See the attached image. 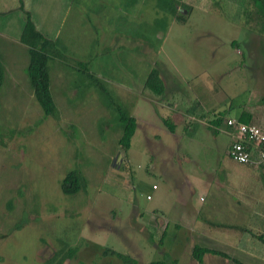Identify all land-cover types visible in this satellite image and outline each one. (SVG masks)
<instances>
[{
    "label": "rangeland",
    "instance_id": "rangeland-1",
    "mask_svg": "<svg viewBox=\"0 0 264 264\" xmlns=\"http://www.w3.org/2000/svg\"><path fill=\"white\" fill-rule=\"evenodd\" d=\"M110 1V5L96 10L111 15L114 22L117 18L118 24L126 22L128 31L118 34L120 44L116 47L103 46L106 53L100 57L86 55L95 60L90 70L110 80L105 87L110 93L91 85L81 67L74 69L79 65L69 53L67 61L49 64L57 117H44L23 72L24 59L28 58L17 52L18 47H23L15 41L10 46L12 55L5 56L4 60H12L15 67L13 73H8L11 78L14 75L16 84L10 86L7 77V86L0 91V264H121L111 256H103L96 244L129 255L139 264L164 258L185 264L189 251L184 240L165 239L160 244L161 229L153 231L151 240L150 232L141 226L137 213L152 208L156 199H147L138 185L141 180L149 185L158 183L153 167L159 165L161 157L172 158L177 164L179 158L184 171L198 170L202 177L221 176L222 171L216 173L218 168L209 166L216 162L206 145H222L225 137L219 135L217 142H210L209 132L189 131V138L177 139L175 154L167 149L172 145H164V157L156 155L154 145H133L130 155L135 159L137 153L138 158L128 163L126 153L116 147L122 130L117 107L125 113L129 110L123 84L130 77L139 78L133 66L149 69L156 59L162 62V49L185 64L202 59L212 62L214 70L224 65L232 68L215 81L218 87L225 88L226 83L233 87L228 90L230 98L236 94L238 100L247 99L254 78H264L260 70L263 63L256 50L262 44L259 26L252 15L246 23V10L254 9L249 5L251 0H213V6L204 5L207 0H184L192 9L186 25L176 23L169 13L171 5L180 8L183 0L180 4L171 0ZM85 12L84 19L90 21L84 24H91L94 13ZM85 38L90 39L87 34ZM115 40L111 38L110 42ZM232 40L237 41L236 47H230ZM58 41L63 42L61 37ZM3 46L9 47L6 41L0 45ZM211 47V52L206 50ZM226 48L230 53L225 54ZM93 50L97 52L98 47ZM242 62L246 68L240 66ZM126 73L130 76L126 77ZM65 75L73 76L79 84L64 83ZM240 81L245 82L246 91H241L239 85V90L234 88ZM253 91L252 101L262 99V93ZM142 100L146 102L147 98ZM189 145H202L203 151L197 153ZM114 148L119 150V162L113 157ZM184 157L192 162L185 163ZM73 170L81 172L87 189L67 196L61 191V182ZM216 198V194L208 195L207 204ZM223 202L230 201L223 198ZM245 206L253 207L251 203ZM253 249L256 253L257 248Z\"/></svg>",
    "mask_w": 264,
    "mask_h": 264
},
{
    "label": "crops",
    "instance_id": "crops-1",
    "mask_svg": "<svg viewBox=\"0 0 264 264\" xmlns=\"http://www.w3.org/2000/svg\"><path fill=\"white\" fill-rule=\"evenodd\" d=\"M110 2V0H0V45L6 41L9 46L8 48L0 47V58L6 70L5 81L8 82V77L10 86L14 87L16 84L14 75L11 78L12 69L15 68L12 60H8L9 62L4 60L5 56L12 55L13 51L10 50V46H14V42L17 41L18 46L23 47V50L18 47L17 52L27 56L26 46L20 42L21 31L26 20L25 12L30 15L36 29L45 37L52 40L62 38L61 44L67 56L70 53L75 57L76 63L82 62L90 65L91 61L95 60L86 55L92 53L100 57L102 53H106L102 51L103 46L109 44L116 47V44H120L118 34H125L128 31L125 30L127 23L124 19L120 21L124 23L118 24L117 18L114 22L111 15H105L96 10L106 4L110 5ZM183 2L187 4L184 0ZM204 5L213 6L214 2L207 0ZM85 10L94 13L91 24H84L88 20L84 19ZM86 34L90 38L88 41L85 38ZM111 38H115V42H110ZM230 43V47L238 45L236 40ZM16 47L17 45L14 48ZM96 47H98L97 52L93 50ZM262 48L259 46L256 50L261 57L260 63H263L261 65L264 67ZM206 50L211 52L212 47ZM225 50V54L230 53L228 48ZM161 52L164 55L162 62L155 58V63L149 69H141L138 64L133 66L136 70L135 75L139 78L130 77L123 84L126 87L123 89L124 100L129 105L127 114L135 118L137 122L131 146L126 152V160L128 163H133L132 161L138 158L137 153H135V159L130 153L133 151V145L142 143L154 145L156 155L159 157L165 156V153H162L164 145H172L167 149L170 154H175L176 143L179 145L177 139H187L191 136H187L189 131L201 129L211 134L210 142H217L219 135L225 137L222 145H206L207 151L212 153L216 162L215 165L209 166L217 167L215 172L222 171V175L213 174L202 177L197 172L198 170L184 171L183 167L179 166L182 165L179 158L178 164L172 158H158L159 165L156 163L153 167L156 169L158 183L149 185L147 181L141 180L138 185V190L142 194L151 196L150 201L156 199L152 208L137 213L141 226L150 232L151 237L153 231L161 229L159 241L184 240L182 244L186 245L189 251L185 264H191V250L196 245L220 250L246 264H262L264 263V245L256 236H264V169L243 166L229 158L228 150L234 138L232 132L226 127L225 120L226 118L238 120L243 115L247 123L264 131V115H262L264 78L258 80L254 78L253 86L249 87L250 95L247 99L238 100L236 94L230 98L228 90L233 87H230L228 83L225 84V88L218 87L215 81L217 82L222 77V72L232 70V68L224 65L214 70L212 62L208 63L202 59L199 62L185 64L174 54L168 56L166 49H162ZM27 64L28 60L24 59L23 72ZM63 64L58 65H63L66 69L65 63ZM155 64L159 68L164 85L163 96H155L144 88L145 80ZM240 66L246 68L244 63ZM260 70L264 76V68ZM8 71L11 73L9 74ZM93 73L104 87L110 84L108 78ZM125 75L130 76L129 73ZM65 77L64 83L68 85L75 83V86L79 84L77 79L72 78L73 76L65 75ZM237 85L240 86L241 91H246L245 82L240 81L236 84L234 88L239 90ZM253 90L262 93V99L252 101L255 97ZM108 93H110L109 90ZM144 97L147 98L146 102L142 100ZM164 119L172 122L173 132L167 130L163 123ZM194 136L198 138L197 134ZM189 147L197 153L203 151L202 145H189ZM114 149L113 157L116 158V162H119V150ZM144 158L147 159L146 155ZM184 161L185 163L192 162L188 157H184ZM198 163L199 159L196 158L194 161L196 168L199 167ZM146 174L151 176L148 171ZM190 175H193V180H190ZM153 186H156L155 190L152 189ZM211 194L217 195L216 201L218 202L215 201L208 205L207 196ZM223 198H227L230 202H223ZM248 203H251L253 207L245 206ZM169 231L176 232L169 233ZM254 247L257 248L256 253ZM204 264L229 263L219 256L209 254L204 257Z\"/></svg>",
    "mask_w": 264,
    "mask_h": 264
},
{
    "label": "trees",
    "instance_id": "trees-1",
    "mask_svg": "<svg viewBox=\"0 0 264 264\" xmlns=\"http://www.w3.org/2000/svg\"><path fill=\"white\" fill-rule=\"evenodd\" d=\"M171 1L173 3L176 2L180 4L182 0ZM249 5H252L254 9L246 10V23H249L251 15L255 17V24L259 26V35L262 37L261 46H263L264 0H251ZM191 12V7L184 3L180 4V8L176 7L175 5H171L169 8V13L171 14L173 20L181 25L186 24ZM25 18V24L20 35V42L26 46L28 56V64L25 69V75L27 77V81L29 82L34 99L42 110L43 116L55 118L57 117V107L51 93L49 63L55 60L65 62L68 60V56L62 44L59 43L58 39L52 40L40 33L32 23L30 15L26 12ZM77 65H79L77 68L81 67V71L84 74L82 75L90 81L91 85L97 86L100 92L108 94V90L95 78L94 73L90 70L87 63L78 62ZM5 75V66L3 60L0 58V91L5 84ZM144 88L155 96L164 95V85L161 80V74L157 64H155V66L150 70L145 80ZM117 110L119 111V122L122 127V133L118 140V146L126 153L131 146L130 143L135 133L137 122L135 118L121 111L122 109L120 107H117ZM238 122L247 125L250 124L243 119V115L240 117V119H238ZM163 123L168 131H174V125L172 122H170V120L164 119ZM60 188L64 195H75L80 191H85L87 189V182L81 172L78 170H73L68 172L62 179ZM150 238L152 240L151 236ZM256 238L264 245V236L259 235L256 236ZM162 242L163 240L159 241L160 244H162ZM95 248L97 251L101 252L103 256H111L120 261L121 264H139L138 261L133 257L116 252L108 247L96 245ZM209 254L219 256L229 264H246L240 259L234 258L220 250L209 249L199 245L193 246L191 250V264H204V257ZM148 264H175V262L164 258L153 260Z\"/></svg>",
    "mask_w": 264,
    "mask_h": 264
},
{
    "label": "built area",
    "instance_id": "built-area-1",
    "mask_svg": "<svg viewBox=\"0 0 264 264\" xmlns=\"http://www.w3.org/2000/svg\"><path fill=\"white\" fill-rule=\"evenodd\" d=\"M225 125L234 138L228 150L229 158L243 166L264 169V131L231 118L225 120ZM152 189L155 190L156 186Z\"/></svg>",
    "mask_w": 264,
    "mask_h": 264
}]
</instances>
